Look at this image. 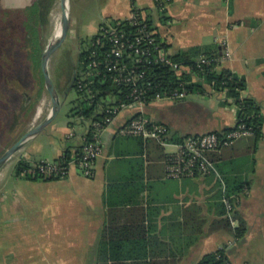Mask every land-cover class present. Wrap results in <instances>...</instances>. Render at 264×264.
<instances>
[{"label":"crops","instance_id":"obj_1","mask_svg":"<svg viewBox=\"0 0 264 264\" xmlns=\"http://www.w3.org/2000/svg\"><path fill=\"white\" fill-rule=\"evenodd\" d=\"M133 7L150 21L170 55L199 49L190 55L197 60L207 51L219 56L229 51L216 69L245 79L243 94L261 105L262 138L254 145L252 135L242 136L211 151L215 170L207 175L166 177L167 155L185 136L222 131L237 121L233 100L198 74H189V82H201L203 93L121 110L100 132L102 151L91 176L75 166L59 179L19 176V159L57 158L68 132L52 140L50 150L29 148L30 138L6 167L12 180L0 195V220L7 227V236L0 237L5 241L0 263L197 264L225 246L233 264H264V0H167L162 9L155 0H121L96 22L130 18ZM136 113L166 124L167 142L119 134ZM83 130L70 143H80ZM7 175L1 171L0 181ZM228 182L242 183V190L231 192Z\"/></svg>","mask_w":264,"mask_h":264},{"label":"built area","instance_id":"obj_2","mask_svg":"<svg viewBox=\"0 0 264 264\" xmlns=\"http://www.w3.org/2000/svg\"><path fill=\"white\" fill-rule=\"evenodd\" d=\"M167 0H158L157 5L163 8ZM131 24L136 25V30H127L117 22L115 25L100 26L99 34L91 41V49L86 57V73L91 76L110 78L113 83L128 86L129 93L126 98L130 101L118 100L104 108V117L92 122L93 136L91 139L82 136L84 144L81 151L66 161L39 160L30 162L19 171V176L25 178H64L68 175L71 166H75L85 176L93 174L94 162L102 151L100 139L101 130L110 124L121 111L136 104H143L147 93L152 89V81L139 84L138 80L144 77L146 67L153 62H161L174 70L178 79L176 86L165 88L157 92L153 99L168 98L182 100L187 96L185 74H195L189 64L172 60L171 55L160 46L155 36L156 32L148 26L145 18L140 14L132 13ZM90 47H87V50ZM226 49L223 55L216 57V62L222 57H229ZM198 65L210 63V59L200 56ZM166 124L153 121L142 113L131 116L120 128L122 135H140L154 137L159 142L166 143L168 135ZM75 131L68 132L71 138ZM252 135V130L244 123H236L231 129L216 132L189 134L177 143L176 151L167 155L165 175L170 178L203 176L215 170L214 161L209 157L211 151L221 146L233 143L237 138ZM230 197L225 199L226 206L231 209L233 204ZM216 258L220 264H233L226 255V247L217 249Z\"/></svg>","mask_w":264,"mask_h":264},{"label":"trees","instance_id":"obj_3","mask_svg":"<svg viewBox=\"0 0 264 264\" xmlns=\"http://www.w3.org/2000/svg\"><path fill=\"white\" fill-rule=\"evenodd\" d=\"M55 0H28L22 8L11 9L10 7H2L1 4L4 0H0V20L10 21L11 18L19 17V25L16 29L14 41L15 48L22 52V57L25 63L28 64L29 70L34 78H40V80H34L41 84L43 80V74L41 71L40 60L41 53L45 48V39L49 35L50 28V12L54 5ZM157 3L158 0H155ZM133 13L139 14V10L133 7ZM148 26L151 27L150 21L145 18ZM11 22V21H10ZM120 22V25L127 30H136V25H132L130 19H108L102 22L101 26L115 25ZM152 28V27H151ZM153 29V28H152ZM157 41L159 40L160 46L165 49V44L156 33ZM97 37H101L99 31L94 34L88 42L90 47L81 46L75 64L72 68L70 79L68 80L67 87L70 86V91H73L75 98L73 99V107L68 116H78L81 119V124L84 130L79 133L80 143H70V139L65 140L62 153L55 159V161H66L72 156L78 154L84 144L82 136L91 139L93 136L92 122L101 120L104 117V108L111 103L118 100L130 101L126 98V94L129 93L128 86L116 85L110 80V78H102L101 76H91L86 73V57L91 49V41ZM83 43V41H82ZM199 53V49L189 53L191 56ZM202 54L206 58L210 59V63L198 65L197 60H191L190 55L176 54L171 55L172 60L189 64L192 67V72L203 77L204 81L209 83L215 91H224L226 97L232 99L237 107V121L236 123H244L247 128L252 130V138L254 145H257L259 140L263 136V115L261 111L260 103L249 95H244L243 91L246 88L245 79L242 76L237 75L229 69L222 68L216 69L215 58L219 57V54H209L204 52ZM208 54V55H206ZM186 83L185 87L187 93L191 92H205V88L201 82H189V74L183 75ZM152 81V89L147 93L145 102L152 100L157 92H162L165 88H172L176 86L178 81L174 70L170 66L161 62H153L146 67V73L144 77L138 80L139 84H143L147 81ZM21 100L13 111L14 122L20 118V116H28L33 107L34 98L32 94L22 91ZM37 97L41 95V86L36 90ZM69 126L73 127V122L69 121ZM227 128L222 131L229 130ZM216 131V132H222ZM168 140V138H166ZM28 163L23 159H19L15 165V171L19 174L22 167L27 166ZM28 179H40V178H28ZM42 179H57V178H42ZM236 184V183H235ZM229 190L236 192L242 190L243 184L232 185L228 182ZM243 231L242 225L236 229V233L241 234ZM115 247V246H113ZM216 251L204 255L197 264H220V260L216 258Z\"/></svg>","mask_w":264,"mask_h":264},{"label":"rangeland","instance_id":"obj_4","mask_svg":"<svg viewBox=\"0 0 264 264\" xmlns=\"http://www.w3.org/2000/svg\"><path fill=\"white\" fill-rule=\"evenodd\" d=\"M118 2H121V0H69L70 22L66 36L61 46L51 54L48 61V71L59 94L60 105L53 119L29 140V148L50 150L53 146L52 140L57 142L70 129L77 133L83 129L80 117L76 115L68 116L74 106L73 99L75 94L67 89V83L80 47L84 46L86 48L88 46L89 40L99 31L103 22L99 23L96 21L101 16L108 14L111 9L116 7ZM27 3L28 0H4L1 6L19 9ZM60 9V0H55L50 12L49 35L45 39V46L49 43L52 36L54 14L59 12ZM154 10L157 14V8ZM15 15L11 18V22L0 20V155L26 130L44 120L52 106L51 96L45 86L44 78L41 80L43 84L38 81L37 84L36 82L34 83V80H40V78L33 77L28 64L23 60L22 52L15 48L14 41H12L19 25V17L17 18ZM94 25L98 26L96 32ZM39 86H41V95L37 97L36 90ZM22 91L32 94L34 98L33 107L27 117L20 116L14 122L13 111L21 100L20 93ZM39 108L40 111L37 114ZM69 121L73 122V127L71 128ZM20 152L21 148L0 167V172L4 171V173L7 172L8 174L7 180H5V177L3 181H0V195L1 193H6L12 180L9 175L10 171L6 170V167L14 161ZM0 199H2L1 196ZM3 204L4 202L0 200V206ZM2 213L0 209V214ZM2 224L0 220V231L3 233L0 237L5 238L7 236V227ZM4 242L1 241L0 243L3 244ZM1 244L0 252L5 248Z\"/></svg>","mask_w":264,"mask_h":264},{"label":"water","instance_id":"obj_5","mask_svg":"<svg viewBox=\"0 0 264 264\" xmlns=\"http://www.w3.org/2000/svg\"><path fill=\"white\" fill-rule=\"evenodd\" d=\"M65 1L66 0H60V5L63 6ZM69 22H70V14L68 9V13L64 12L61 15L60 34L57 37H54L52 43L51 44L48 43L41 53V60H40L41 71L44 77L45 86L51 96V101H52V106L50 108L49 114L40 123L26 130L8 149H6L0 155V167L4 162L10 159L14 155V153L25 144L26 141H28L30 138L34 137L38 132H40L53 119L59 108L60 98L48 71V61L50 59L51 54L57 48H59L63 43L64 37L66 36L67 33ZM67 89H70V86H68Z\"/></svg>","mask_w":264,"mask_h":264},{"label":"bare ground","instance_id":"obj_6","mask_svg":"<svg viewBox=\"0 0 264 264\" xmlns=\"http://www.w3.org/2000/svg\"><path fill=\"white\" fill-rule=\"evenodd\" d=\"M68 9H69V1L66 0L65 3L63 4V6H61L60 11L54 14V27H53V31L51 34L52 36L50 38L49 44L52 43V41L54 40V37H57L60 34V31H61V28H60L61 15L64 12L68 13ZM39 111H40V108L37 110V114L39 113Z\"/></svg>","mask_w":264,"mask_h":264}]
</instances>
